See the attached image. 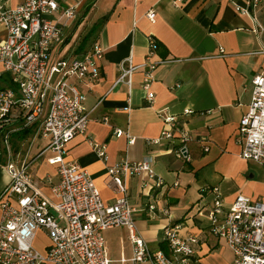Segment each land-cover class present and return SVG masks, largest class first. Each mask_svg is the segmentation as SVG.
I'll return each mask as SVG.
<instances>
[{"label": "built area", "instance_id": "1", "mask_svg": "<svg viewBox=\"0 0 264 264\" xmlns=\"http://www.w3.org/2000/svg\"><path fill=\"white\" fill-rule=\"evenodd\" d=\"M87 1L23 0L15 7L0 1V77L8 75L7 84L0 87V167L8 174L0 192V264H196L199 239L183 235L180 225H166L154 250L137 228L127 180L147 177L152 180V190L162 187L164 180L153 169L151 156L139 161L123 158L107 166V175L119 194L110 204L103 201L91 174L67 158L70 142L83 135L97 156L108 160L106 144L87 136L90 118L80 90L85 81L93 85L99 80L97 61L103 58V48L95 41L81 58L51 56L53 46L63 40V29ZM244 2L235 3V11L249 16L254 22L251 30L260 33L264 28L251 13L260 0ZM182 3L172 0L175 7ZM146 16L151 21L155 18L152 10ZM148 42L145 61L134 64L130 57L123 60L113 85L123 82L130 87L132 73L142 69L141 85L152 101L156 67L152 56L157 42L152 37ZM191 113L184 109L182 114ZM206 113L209 111L197 114ZM158 114L164 126L158 136L146 138V143L165 142L177 158L189 161L188 129L179 116L166 110H158ZM114 131L133 143V137L124 130ZM238 142L239 157L258 163L264 170V71L251 79V99L239 121ZM34 146L41 148L32 155ZM45 153H50L47 163L55 176L39 179L33 172L34 163ZM204 189L213 193L211 204L204 208L209 231L225 241L233 255L231 264H264V200L238 194L225 206L217 188ZM145 210L151 219L159 212L169 213L154 203L147 204ZM121 226L127 230L131 253H121L113 260L103 232ZM41 231L47 242L38 248L35 243Z\"/></svg>", "mask_w": 264, "mask_h": 264}, {"label": "crops", "instance_id": "2", "mask_svg": "<svg viewBox=\"0 0 264 264\" xmlns=\"http://www.w3.org/2000/svg\"><path fill=\"white\" fill-rule=\"evenodd\" d=\"M0 1L7 7L23 2ZM235 3L245 4L244 0H183L182 6L175 7L172 0H96L86 13L83 11L73 30L70 22L67 24L64 40L51 52L54 58H81L95 41L104 50L103 58L97 61L99 80L93 85L85 81L80 90L90 118L87 136L106 144L108 160L99 158L83 135L70 142L67 158L91 174L103 201L110 204L119 194L107 175V166L123 158L139 161L151 156L152 167L164 185L152 190V180L147 177L127 180L137 228L148 243L159 245L166 225H180L183 235L199 239L195 246L198 264H231L233 258L225 241L209 231L205 209L213 193L205 186L217 188L225 206L238 194L264 200L262 167L239 157L238 142L239 121L251 99V79L264 71V30L253 32L254 22L236 12ZM85 6L87 9L89 3ZM151 10L153 21L146 16ZM251 13L264 28V0L252 7ZM89 14L93 20L88 25L84 19ZM95 24L97 29L81 47L82 37ZM149 37L157 42L152 56L156 62L152 101L141 85L142 69L132 73L130 87L123 82L113 85L123 60L130 57L134 64L145 61ZM184 109L193 113L183 115ZM158 110L179 116L188 129L189 161L177 158L165 142L146 143V138L158 136L164 126ZM207 111L204 116L197 114ZM116 128L130 134L133 143L129 144L125 135L116 136ZM176 180L178 185L174 186ZM7 182L8 174L0 167V192ZM43 190L48 193L45 186ZM149 203L169 213L159 212L151 219L145 210ZM39 236L46 238L42 231ZM121 253L130 255L129 242L128 251L122 246L119 256L111 259H118Z\"/></svg>", "mask_w": 264, "mask_h": 264}, {"label": "rangeland", "instance_id": "3", "mask_svg": "<svg viewBox=\"0 0 264 264\" xmlns=\"http://www.w3.org/2000/svg\"><path fill=\"white\" fill-rule=\"evenodd\" d=\"M96 0H88L85 4H92ZM85 4L79 8V10L76 13V16L74 19H72V22L70 21L69 28L70 30H73V26H75V23L77 20L83 18V11L85 10L86 6ZM90 4V5H91ZM94 7V6H92ZM87 19H84L85 22L89 25V23L92 22L93 19H91L92 14L87 15ZM81 28V27H80ZM64 40V38H62ZM0 71L2 72L3 69L0 67ZM8 82V75L4 74L3 76L0 77V87L3 85L7 84ZM41 144V143H40ZM42 146V144H41ZM41 148V147H40ZM37 146H34L33 149L31 150V154L34 155L36 154L39 149ZM50 156V153H45L43 154L40 158L37 159V161L34 163V168H36V176L39 179H44L48 174L55 176V170L53 167L49 166L47 163V158ZM262 172L264 174V170L262 169ZM104 238H105V245L108 251V255L110 258H117L119 256V252L121 247L123 246L126 248V251H128V242H127V230L124 227H117V228H112V229H107L103 232ZM46 238L45 237H39L36 240V246L38 248H42L43 244L45 243ZM149 246L154 250L158 247L157 242H152L149 243ZM198 264V262L196 263Z\"/></svg>", "mask_w": 264, "mask_h": 264}, {"label": "trees", "instance_id": "4", "mask_svg": "<svg viewBox=\"0 0 264 264\" xmlns=\"http://www.w3.org/2000/svg\"><path fill=\"white\" fill-rule=\"evenodd\" d=\"M90 6H91L90 4H89V6H87V9H85V13H86V11H88V9H89ZM78 23H80V21H78L77 24ZM97 27H98V24L92 25L91 28L89 29V31L82 37L81 44H80L81 47L88 40V38L90 37V35L97 29Z\"/></svg>", "mask_w": 264, "mask_h": 264}]
</instances>
